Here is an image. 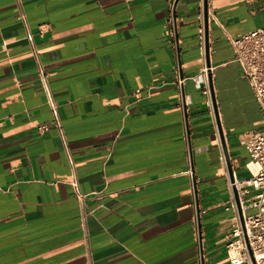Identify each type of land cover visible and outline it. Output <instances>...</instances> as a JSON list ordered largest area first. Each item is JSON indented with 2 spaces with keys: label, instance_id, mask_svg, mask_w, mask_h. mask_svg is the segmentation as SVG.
Returning a JSON list of instances; mask_svg holds the SVG:
<instances>
[{
  "label": "crops",
  "instance_id": "obj_1",
  "mask_svg": "<svg viewBox=\"0 0 264 264\" xmlns=\"http://www.w3.org/2000/svg\"><path fill=\"white\" fill-rule=\"evenodd\" d=\"M197 3L0 0V264H198L184 119L204 264H229L230 178L217 123L192 79L206 66ZM263 3L206 0L212 98L239 180L251 176L240 137L264 120L230 40L263 26ZM26 27L74 171L50 123ZM73 172L87 195L82 205L68 184Z\"/></svg>",
  "mask_w": 264,
  "mask_h": 264
},
{
  "label": "built area",
  "instance_id": "obj_2",
  "mask_svg": "<svg viewBox=\"0 0 264 264\" xmlns=\"http://www.w3.org/2000/svg\"><path fill=\"white\" fill-rule=\"evenodd\" d=\"M203 0L197 3V19H198V37L201 42V53L204 58V28H203ZM22 21L25 24V17L22 14ZM263 19H264V3H263ZM25 38L30 51V56L34 63L35 73L40 88L44 93L46 105L51 115V125L58 130L60 140L65 149L70 166L73 170V162L67 148V142L64 137L58 106L56 105L50 89L49 76L46 72L45 65L40 59V53L34 42L32 33L25 29ZM43 27H38V33H43ZM173 39V32L169 33ZM230 44L234 53V60L239 63L242 69V77L248 82L252 93L261 109L264 120V24L262 27L250 31L242 35L238 39L230 40ZM205 60V59H204ZM210 67L204 66L201 71L192 79L197 88L200 89L204 104L207 107L212 122L216 128V119L212 104V89L209 79ZM184 79L177 77L175 84L178 88V107L185 115L188 107V100L181 91ZM135 93H140L136 89ZM184 126V146L186 170L184 174L190 179L191 193L194 199V213L191 217L192 236L195 245V252L198 264H204L203 253V234L200 228V213L196 205L195 180L193 175L192 153L189 144V136L187 135V122H183ZM48 126L41 124L37 127L40 135L44 134ZM247 151L249 161L246 168L250 172V178L239 180L232 176V181L228 182L230 193L229 208L235 213L233 229L230 232L231 239L226 246L227 259L229 264H264V122L261 128L244 132L239 142ZM68 184L71 186L76 199L80 205L83 204L86 194L79 190L78 180L72 173ZM233 190L237 194L238 206L236 204ZM254 193L249 200L245 199L248 194ZM248 210H254L248 214ZM241 218L239 216V212Z\"/></svg>",
  "mask_w": 264,
  "mask_h": 264
},
{
  "label": "water",
  "instance_id": "obj_3",
  "mask_svg": "<svg viewBox=\"0 0 264 264\" xmlns=\"http://www.w3.org/2000/svg\"><path fill=\"white\" fill-rule=\"evenodd\" d=\"M203 4H204V10H203V28H204V59H205V64L206 67L209 68V54H208V40H207V11H206V0H203ZM209 79H211V77L209 76ZM212 104H213V110H214V115H215V119H216V123L218 126V132H219V137H220V143H221V147H222V151H223V155H224V159H225V163H226V168H227V172L230 178V181H232V170H231V165L229 163V158H228V154H227V150H226V146L224 144V140L222 139L221 136V130H220V124L218 121V116H217V112H216V107L214 105V100L212 98ZM233 195L236 201V204L238 206V200H237V194L236 192L233 190ZM239 207V206H238ZM239 212V211H238ZM239 216L241 218L240 212H239Z\"/></svg>",
  "mask_w": 264,
  "mask_h": 264
},
{
  "label": "rangeland",
  "instance_id": "obj_4",
  "mask_svg": "<svg viewBox=\"0 0 264 264\" xmlns=\"http://www.w3.org/2000/svg\"><path fill=\"white\" fill-rule=\"evenodd\" d=\"M249 196H250V195H248V197H249ZM253 212H254V210H253V211H249L248 214H251V213H253Z\"/></svg>",
  "mask_w": 264,
  "mask_h": 264
}]
</instances>
